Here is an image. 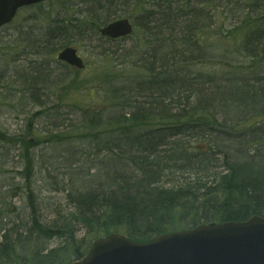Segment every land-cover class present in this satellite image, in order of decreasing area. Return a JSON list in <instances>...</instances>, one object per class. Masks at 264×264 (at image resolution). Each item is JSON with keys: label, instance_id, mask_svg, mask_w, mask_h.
Segmentation results:
<instances>
[{"label": "trees", "instance_id": "obj_1", "mask_svg": "<svg viewBox=\"0 0 264 264\" xmlns=\"http://www.w3.org/2000/svg\"><path fill=\"white\" fill-rule=\"evenodd\" d=\"M240 1L158 0L155 8L143 11L136 22L144 33V45L135 52L142 64L135 69L139 74L131 83H121V76L113 84L117 105L107 117L81 110L75 127L100 129L95 139L81 142V148L65 145L63 151L62 137L59 142L46 137L42 140L54 143L55 149L41 148V165H34L39 138L30 137L28 143L9 137L8 142L26 150L18 155L22 163L10 149L0 153V264H68L81 260L94 239L114 232L148 242L201 224L264 216V146L247 139L241 129L245 117L264 111V0L244 2L246 13H241L245 39L238 51L254 63L239 67L234 52L225 61L226 70L194 73L208 49L200 37L204 23L214 24L216 12L225 11L233 24ZM106 3L107 8L99 5L107 16L98 28L117 17L119 7H128L130 0ZM58 38L53 37L56 42L47 54L73 42ZM35 47L34 54H46L39 51L41 43ZM39 72L36 68L32 78L37 90L46 78ZM41 93H34L33 101L43 105ZM50 111L35 116L52 119ZM125 122L131 125L121 133L112 131L113 125ZM188 137L203 142L187 149ZM20 193H27L26 203L13 201ZM58 195L65 205L56 203ZM80 232L87 241L83 238L75 246ZM55 237L62 246L55 248ZM68 249L73 254L62 255Z\"/></svg>", "mask_w": 264, "mask_h": 264}, {"label": "rangeland", "instance_id": "obj_2", "mask_svg": "<svg viewBox=\"0 0 264 264\" xmlns=\"http://www.w3.org/2000/svg\"><path fill=\"white\" fill-rule=\"evenodd\" d=\"M106 1H46L38 5L21 8L11 24L0 28V153L10 149L11 154L18 156L25 152L26 149L20 144L14 145L13 142H8L9 137L25 138L24 141L28 143L30 137H35L36 140L39 138L40 145L35 150L34 165H41L39 161L40 149L42 148L45 152L55 149L54 143L51 142L52 144L49 143L48 145L46 141L42 140L46 137H54L58 139V142L62 137L63 144L60 145L61 148L65 145L81 148L83 145L80 143H86L87 137L95 139L93 137L96 136L97 130H100L99 128L94 127L91 128L93 131H87L86 129L78 130L75 127L78 125L79 119L82 118L81 110L88 109L90 113L94 110L100 111L104 116L113 112L117 105V102L113 99V84H117L121 76L125 77L121 83H131L134 75L139 74L137 73L139 70L135 69L142 66V64H140L138 58L136 59L135 52L141 44L144 45V33L136 26L135 34L132 37L115 43L100 39L96 24L99 25L105 15L107 16L105 10L99 7V5H102L103 8H107ZM157 1L130 0L128 7H119L122 8L119 14L122 12V17L135 20V17L146 9L155 8ZM244 2L250 3L251 1L241 0L239 2L237 18L236 21L233 18V24L230 23L232 16L225 11L224 13L216 12L214 24L204 23L206 28L202 32L205 31V34L201 32L200 37L204 46L208 47L207 56L201 62L199 61L194 73L207 72L214 67L218 71L226 70L228 65L225 61H228V57L234 52L237 56L235 62L239 67L250 66L254 63L253 59L242 56L245 54L244 51H238L245 39L243 35V16L241 14L245 12ZM211 14L215 13L211 11ZM55 35L59 37L58 40L68 37L73 41L70 46L76 48L78 54L83 58L85 62L84 69L76 70L70 66L65 67L56 58L60 50L53 55L47 54L49 46L56 42L53 39ZM40 43L42 47L39 48V51L46 52L44 55L33 53L36 48L35 45L37 46ZM132 53L134 55H131ZM36 68L41 69L39 77H46L43 83L40 82L37 86L42 92L40 97L45 101L43 105L33 101L34 93L39 92L35 87H32V78L36 74L34 73ZM243 71L240 70L241 74H243ZM259 74L258 77L262 76V72ZM226 76H229V74ZM26 78L28 80H25ZM20 88L25 90L24 94L20 93ZM40 110L44 112L51 110L50 114L53 118L49 119L45 116L41 117V115L35 116ZM61 124L67 128H62ZM130 125L128 122H125V125L115 124L112 126V131L121 133L123 129ZM242 127V132L247 133V136H249L246 137L247 139H257L259 141L257 145L264 146V111L256 112L253 115L249 114L243 119ZM234 132L241 133V131ZM84 133H87V135ZM252 134H255L256 137H251ZM259 135L263 136L257 137ZM66 137L70 138L66 139ZM185 140L187 141V149L203 142L201 138L195 137H188ZM93 145L94 143H91L90 147L92 148ZM61 150L64 151V148ZM251 151L254 152L252 149ZM19 159L22 163L19 156L15 158L16 161H19ZM15 166L19 167L20 164L16 162ZM20 181L26 191L25 179L22 178ZM22 184L20 185L22 186ZM32 184H34V188H37L35 183L32 182ZM50 195L46 193L45 197ZM54 198L56 203L62 201L61 205L66 204L62 195L54 196ZM27 200H29L27 193H22L13 201L19 204L23 201L26 203ZM47 201H51V199L48 198ZM84 236V232L78 233L75 238V246L80 244ZM60 243L59 239L55 237V248L62 246V243ZM87 246L89 245L84 243L81 247L86 249ZM72 254L73 252L70 249L62 251V255L68 257Z\"/></svg>", "mask_w": 264, "mask_h": 264}, {"label": "water", "instance_id": "obj_3", "mask_svg": "<svg viewBox=\"0 0 264 264\" xmlns=\"http://www.w3.org/2000/svg\"><path fill=\"white\" fill-rule=\"evenodd\" d=\"M45 0H0V27L9 23L19 8ZM132 31L128 19L101 30L112 38ZM58 58L82 68L77 50H62ZM73 264H264V218L245 222L211 223L138 243L125 234L111 233L96 240L88 255Z\"/></svg>", "mask_w": 264, "mask_h": 264}, {"label": "bare ground", "instance_id": "obj_4", "mask_svg": "<svg viewBox=\"0 0 264 264\" xmlns=\"http://www.w3.org/2000/svg\"><path fill=\"white\" fill-rule=\"evenodd\" d=\"M207 56V54L206 53H204V55L202 56V58H205Z\"/></svg>", "mask_w": 264, "mask_h": 264}]
</instances>
